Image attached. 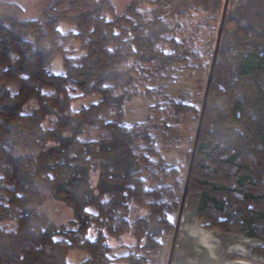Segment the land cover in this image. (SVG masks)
Wrapping results in <instances>:
<instances>
[{
	"label": "trees",
	"instance_id": "obj_1",
	"mask_svg": "<svg viewBox=\"0 0 264 264\" xmlns=\"http://www.w3.org/2000/svg\"><path fill=\"white\" fill-rule=\"evenodd\" d=\"M223 2L131 0L117 14L111 0H51L26 18L0 0V264H70L73 251L86 254L77 264H150L162 251L195 132L184 177L162 144L185 113L197 127L202 99L197 109L157 82L191 71L206 85ZM57 56L59 74L50 71ZM75 90L100 100L73 110ZM135 98L151 105L127 126L124 107ZM42 190L71 210L69 226L36 210ZM194 193L201 228L253 241L250 257L264 261V0L228 1L187 197ZM133 208L146 214L131 219ZM124 234L136 243L115 256L107 238Z\"/></svg>",
	"mask_w": 264,
	"mask_h": 264
},
{
	"label": "rangeland",
	"instance_id": "obj_2",
	"mask_svg": "<svg viewBox=\"0 0 264 264\" xmlns=\"http://www.w3.org/2000/svg\"><path fill=\"white\" fill-rule=\"evenodd\" d=\"M18 3L23 11L24 17L34 18L39 15L40 10H42L51 0H9ZM131 0H111L113 3L116 13L121 14L126 6ZM180 5L193 4L198 7L210 6L213 0H177ZM223 1V0H222ZM224 3V2H223ZM60 29L62 32L66 33L72 29L71 26L61 25ZM78 45L75 46L77 49ZM81 54V51H75V55ZM50 71L59 74L62 73L61 59L56 57L50 66ZM165 78H161L157 84H163L167 86V93L173 97H180L183 94L189 95L190 101L197 109L200 108V103L202 99V94L204 91L206 76L203 73L191 72V71H180L176 74H166ZM177 79L175 83L171 82V79ZM152 84L151 86H154ZM73 97H77L72 103V109L78 110L83 106L95 103L100 100L98 94H91L85 97L80 96L78 90L73 91ZM151 105L149 100H143L135 98L124 107V122L127 126H132L134 123H140L145 120L147 113V107ZM191 113H185L180 117L178 127L173 129L172 132L168 134L165 141L162 144V155L167 160L170 165L176 166L182 170L181 174L184 177L186 171V159L185 154L190 150L191 146L188 142L189 139L194 135L196 124L192 120ZM42 190V204L36 210L42 212L47 216L51 224L57 226H69V222L72 219V213L69 208H67L63 203L50 200L47 191ZM45 195V199L43 197ZM198 195L196 193L191 194L187 197L185 203V213L183 214V219L185 220L187 216H193V210L197 208ZM178 213V212H177ZM146 214L145 210H140L133 208L130 216L134 219L137 216H143ZM173 223H176L177 214L173 215L171 218ZM91 237H94L92 230L89 232ZM209 236V235H208ZM172 237L169 236L163 239V249L158 254L150 253L148 259L150 264H166L168 253L170 249ZM107 243L113 248V255L122 256L128 251V248L134 245L135 240L129 235L124 234L120 238H107ZM255 244V243H254ZM86 258V254L73 251L68 256V262L70 264H77Z\"/></svg>",
	"mask_w": 264,
	"mask_h": 264
},
{
	"label": "crops",
	"instance_id": "obj_3",
	"mask_svg": "<svg viewBox=\"0 0 264 264\" xmlns=\"http://www.w3.org/2000/svg\"><path fill=\"white\" fill-rule=\"evenodd\" d=\"M195 211L196 208L193 216L185 220V210L182 214L172 264H264L249 255L253 241L201 228L195 220ZM230 254L237 257L231 259Z\"/></svg>",
	"mask_w": 264,
	"mask_h": 264
},
{
	"label": "water",
	"instance_id": "obj_4",
	"mask_svg": "<svg viewBox=\"0 0 264 264\" xmlns=\"http://www.w3.org/2000/svg\"><path fill=\"white\" fill-rule=\"evenodd\" d=\"M228 1L229 0H224L223 7H222L221 18H220V23H219V28H218V33H217V38H216V43H215L214 56H213L212 64H211V67H210V70H209V73L207 76V81H206V85H205V89H204V93H203L202 104H201L199 119H198L196 131H195L193 146H192V150H191V154H190V158H189L184 189H183V193H182L181 200H180V206H179L178 213H177L176 224H175L174 232L172 235V239H171V243H170V249H169L166 264L172 263L174 246H175V242H176V238H177V234H178V229H179V225H180V221H181V217H182V212H183L185 200L187 197L189 177L191 174L192 164H193V160H194V156H195V150H196V146H197V142H198V138H199V133H200V129H201V124H202V120H203V115H204V111H205V107H206L208 91H209V87H210L211 80H212V72H213L214 63L216 60L217 49H218L219 43H220L221 31H222L223 23H224V20L226 17Z\"/></svg>",
	"mask_w": 264,
	"mask_h": 264
}]
</instances>
